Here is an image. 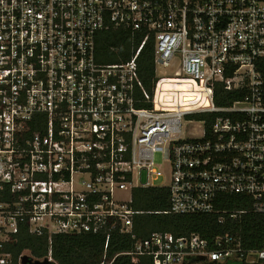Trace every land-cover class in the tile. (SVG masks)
I'll return each instance as SVG.
<instances>
[{
  "label": "built area",
  "instance_id": "built-area-1",
  "mask_svg": "<svg viewBox=\"0 0 264 264\" xmlns=\"http://www.w3.org/2000/svg\"><path fill=\"white\" fill-rule=\"evenodd\" d=\"M110 30L130 35V60L98 62ZM147 44L151 90L138 68ZM219 83L242 98L217 105ZM160 187L165 214L240 223L248 210L216 209L229 195L264 215V0H0V264H13L5 248L23 227L50 242L105 235L101 264H264L238 234L136 239L133 191ZM117 230L132 250L109 260Z\"/></svg>",
  "mask_w": 264,
  "mask_h": 264
},
{
  "label": "trees",
  "instance_id": "trees-1",
  "mask_svg": "<svg viewBox=\"0 0 264 264\" xmlns=\"http://www.w3.org/2000/svg\"><path fill=\"white\" fill-rule=\"evenodd\" d=\"M104 54L111 55L112 61L104 62ZM133 54L130 35L125 31L110 30L97 37V58L101 64L121 63L131 59ZM139 75L149 90L152 89L155 75L154 50L147 44L138 58ZM231 68L227 76L232 74ZM242 94L225 91L222 84H217L215 101L219 106H227L240 100ZM207 119V132L210 136L216 115L199 116ZM134 210L142 212L134 218L133 235L136 239H147L152 233H171L176 237L198 234L208 240L227 233L240 235L243 247L248 250L264 249V215L251 211L248 202H241L229 195H219L216 209L248 210L240 223H218V214H165L170 209V193L167 188H138L133 191ZM34 236L27 227L21 228L5 250L11 254L13 264H19L21 256L34 261H42L49 257L50 251L54 263L49 264H101L104 256L105 235L93 234H56ZM131 234H122L118 230L112 235L108 250V259L132 250ZM113 264H131L128 256H118Z\"/></svg>",
  "mask_w": 264,
  "mask_h": 264
},
{
  "label": "rangeland",
  "instance_id": "rangeland-1",
  "mask_svg": "<svg viewBox=\"0 0 264 264\" xmlns=\"http://www.w3.org/2000/svg\"><path fill=\"white\" fill-rule=\"evenodd\" d=\"M113 57L111 55H107V54H104V56L102 57V60H104V62H108V61H112ZM179 68V63L176 61L174 62L173 66L171 68H166V69H163L161 67H157V75L159 77L161 76H165V77H168V76H173L174 75V72L176 70H178ZM123 199L124 200H129L130 199V195L129 194H123L122 195ZM240 264L239 262L235 261L234 259L232 260H229V261H225L223 262L222 264Z\"/></svg>",
  "mask_w": 264,
  "mask_h": 264
},
{
  "label": "water",
  "instance_id": "water-1",
  "mask_svg": "<svg viewBox=\"0 0 264 264\" xmlns=\"http://www.w3.org/2000/svg\"><path fill=\"white\" fill-rule=\"evenodd\" d=\"M23 264H49V262L47 260L44 261H32L29 257L24 256L23 257Z\"/></svg>",
  "mask_w": 264,
  "mask_h": 264
}]
</instances>
